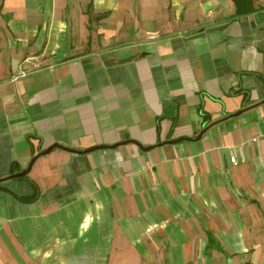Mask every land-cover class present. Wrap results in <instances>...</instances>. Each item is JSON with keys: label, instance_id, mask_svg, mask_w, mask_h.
Returning <instances> with one entry per match:
<instances>
[{"label": "crops", "instance_id": "1", "mask_svg": "<svg viewBox=\"0 0 264 264\" xmlns=\"http://www.w3.org/2000/svg\"><path fill=\"white\" fill-rule=\"evenodd\" d=\"M251 4L0 0V264H264Z\"/></svg>", "mask_w": 264, "mask_h": 264}, {"label": "trees", "instance_id": "2", "mask_svg": "<svg viewBox=\"0 0 264 264\" xmlns=\"http://www.w3.org/2000/svg\"><path fill=\"white\" fill-rule=\"evenodd\" d=\"M235 6V15H246L250 13L252 9V0H232Z\"/></svg>", "mask_w": 264, "mask_h": 264}, {"label": "built area", "instance_id": "3", "mask_svg": "<svg viewBox=\"0 0 264 264\" xmlns=\"http://www.w3.org/2000/svg\"><path fill=\"white\" fill-rule=\"evenodd\" d=\"M230 161H231V163H234L235 159L233 157H230Z\"/></svg>", "mask_w": 264, "mask_h": 264}, {"label": "water", "instance_id": "4", "mask_svg": "<svg viewBox=\"0 0 264 264\" xmlns=\"http://www.w3.org/2000/svg\"><path fill=\"white\" fill-rule=\"evenodd\" d=\"M51 148H49L47 151H49ZM16 176H23V174H19V175H16Z\"/></svg>", "mask_w": 264, "mask_h": 264}]
</instances>
